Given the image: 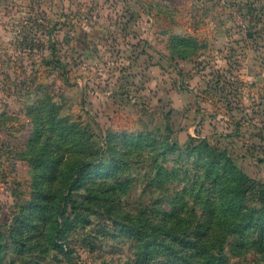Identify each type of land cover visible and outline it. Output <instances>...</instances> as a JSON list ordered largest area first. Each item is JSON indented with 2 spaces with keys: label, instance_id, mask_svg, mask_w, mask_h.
<instances>
[{
  "label": "rangeland",
  "instance_id": "374dc122",
  "mask_svg": "<svg viewBox=\"0 0 264 264\" xmlns=\"http://www.w3.org/2000/svg\"><path fill=\"white\" fill-rule=\"evenodd\" d=\"M50 48L64 72L45 63ZM50 103L94 133L97 123L104 136L150 132L179 144L205 137L264 183V0H0L3 225L31 191L32 167L23 158L30 113ZM128 171L136 180L125 198L111 202V214L134 213L152 198L136 178L138 167ZM98 202L69 218L63 239L71 259L47 248L26 252V259L134 264L133 243ZM147 243L155 257L169 250L156 235ZM239 264L264 261L248 254Z\"/></svg>",
  "mask_w": 264,
  "mask_h": 264
},
{
  "label": "trees",
  "instance_id": "16d2710c",
  "mask_svg": "<svg viewBox=\"0 0 264 264\" xmlns=\"http://www.w3.org/2000/svg\"><path fill=\"white\" fill-rule=\"evenodd\" d=\"M54 58L50 48L45 63L64 72ZM41 110L30 113L23 157L32 167L31 191L11 222H0V264H32L26 252L44 248L71 259L63 239L69 218L78 220L81 205L98 200L133 243L134 264H239L248 254L264 261V183L240 170L226 149L192 135L183 144L150 132L104 136L97 123L94 133L54 103ZM131 167H138L136 178L152 198L139 201L134 213L111 214V202L125 198L136 180ZM149 234L169 250L155 257Z\"/></svg>",
  "mask_w": 264,
  "mask_h": 264
}]
</instances>
